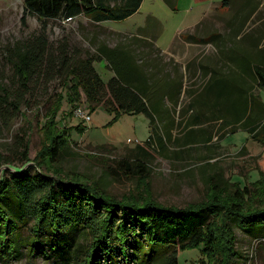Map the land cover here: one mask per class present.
<instances>
[{
	"label": "rangeland",
	"instance_id": "1",
	"mask_svg": "<svg viewBox=\"0 0 264 264\" xmlns=\"http://www.w3.org/2000/svg\"><path fill=\"white\" fill-rule=\"evenodd\" d=\"M24 1L0 0L1 83L12 90L17 87L11 67L14 51L44 35L55 56L62 43L75 58L94 55L93 66L104 83L114 72L98 57V48L131 52L135 66L151 78L146 103L160 107L153 126L143 114H125L110 125L114 115L101 106L89 111L82 92L81 103L71 109L65 81L52 73L44 75L43 63L41 73L30 83L21 112L4 128L0 119V155L14 161L7 164L22 166L18 160L24 146H28L30 162H35L45 143L42 126L55 101L64 96L56 120L60 128L72 130L70 148L56 169L65 172V177L78 175L95 182L118 200L150 194L165 206L184 207L201 201L209 184L220 185L216 176L243 187L264 173V143L245 131L243 120L236 123L243 116H257L251 110L254 99L264 103V88L243 71L252 65L246 58L257 64L255 56L264 55V0H230L228 6L224 0H142L133 14L119 21H94L81 13L44 22L36 15L22 21ZM232 76H242L248 86L245 93L239 97L233 91L230 100L216 99L215 85ZM172 82L178 86L167 95ZM238 97L241 102L244 99L239 118L233 110ZM228 104L232 112L224 111ZM78 109L89 114L91 121L76 117ZM260 118L262 125L264 110ZM136 146L147 153L142 157L144 173L124 174L118 162L136 154ZM113 170L115 175L108 174ZM235 233L237 263L264 264V244L237 228ZM16 240V256L5 262L1 259L0 264H57L40 255L31 259L26 229H20ZM204 261L200 248L178 254V264Z\"/></svg>",
	"mask_w": 264,
	"mask_h": 264
},
{
	"label": "trees",
	"instance_id": "2",
	"mask_svg": "<svg viewBox=\"0 0 264 264\" xmlns=\"http://www.w3.org/2000/svg\"><path fill=\"white\" fill-rule=\"evenodd\" d=\"M141 1L25 0L22 21L27 15H36L44 22L81 13L94 21H119L133 14ZM229 1L224 0L223 5L228 6ZM66 46L62 43L55 56L46 37L39 35L16 48L11 67L17 87L12 90L0 82L2 128L21 112L30 95V83L41 73L43 63L44 75L52 73L65 81V97L71 109L81 103L82 92L89 111L101 106L114 115L110 125L125 114H143L151 126L155 124L160 105L146 103L151 78L135 66L131 52L98 48V57L107 61L114 72L104 83L93 66L94 55L75 58ZM255 57L257 64L246 58L252 65L243 71L264 88V55ZM176 86L172 82L166 94L170 95ZM215 86V98L225 101L230 100L233 91L241 97L248 87L242 76L220 79ZM239 97L233 107L238 118L244 103ZM63 100L61 96L55 101L42 126L45 143L32 160L35 165L22 174L6 173L0 183V260L16 256L20 229H26L30 237L26 246L31 259L40 255L57 264H178L179 252L190 248L201 249L205 259L202 264H238L235 228L264 244V173L259 172L256 182L243 187L216 176V180L221 179L220 185L209 184L201 201L184 207L165 206L150 194L118 200L95 182L78 175L65 177V172L56 169L70 148L72 130L60 128L56 120ZM252 104L251 110L257 116H243L236 123L243 120L245 131L264 143V124L259 122L264 103L254 99ZM224 111L232 112L229 104ZM136 148L139 153L118 162V170L124 174L144 173L142 157L147 153L140 146ZM18 161L22 166L30 162L28 146H24ZM7 163L14 161L0 155V166ZM108 174L113 176L116 171Z\"/></svg>",
	"mask_w": 264,
	"mask_h": 264
},
{
	"label": "water",
	"instance_id": "3",
	"mask_svg": "<svg viewBox=\"0 0 264 264\" xmlns=\"http://www.w3.org/2000/svg\"><path fill=\"white\" fill-rule=\"evenodd\" d=\"M33 165H35V163L33 162L26 163L21 167L12 166L10 164L1 165L0 166V183L3 181L6 173L9 172L12 174H22V173H25V171Z\"/></svg>",
	"mask_w": 264,
	"mask_h": 264
},
{
	"label": "built area",
	"instance_id": "4",
	"mask_svg": "<svg viewBox=\"0 0 264 264\" xmlns=\"http://www.w3.org/2000/svg\"><path fill=\"white\" fill-rule=\"evenodd\" d=\"M75 116L80 118L81 120L85 121V122H89L91 121V117L89 114H87L86 112H84L81 109H78L75 113Z\"/></svg>",
	"mask_w": 264,
	"mask_h": 264
},
{
	"label": "bare ground",
	"instance_id": "5",
	"mask_svg": "<svg viewBox=\"0 0 264 264\" xmlns=\"http://www.w3.org/2000/svg\"><path fill=\"white\" fill-rule=\"evenodd\" d=\"M232 53H234V52H232ZM235 54V53H234ZM151 74H153V73H151ZM154 76H155V74H154Z\"/></svg>",
	"mask_w": 264,
	"mask_h": 264
}]
</instances>
